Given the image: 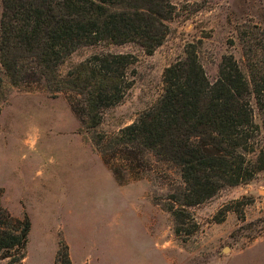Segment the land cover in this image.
Here are the masks:
<instances>
[{"label":"rangeland","instance_id":"obj_1","mask_svg":"<svg viewBox=\"0 0 264 264\" xmlns=\"http://www.w3.org/2000/svg\"><path fill=\"white\" fill-rule=\"evenodd\" d=\"M170 2L168 33L153 54L138 43L105 40L79 47L44 77L33 53L15 48V36L3 50L0 0L1 206L21 222L15 233L30 225L15 260L57 264L58 252L67 250L72 264H264V171L189 205L180 170L156 155L148 153L146 172L125 183L105 163L121 131L162 96L166 68L185 60L189 50L212 83L230 54L249 77L243 42L245 33L264 34V0ZM103 54L135 58L120 87L129 88L114 105L86 107L85 123L73 102L81 110L121 81L93 75V58ZM252 104L264 147L262 116Z\"/></svg>","mask_w":264,"mask_h":264},{"label":"trees","instance_id":"obj_2","mask_svg":"<svg viewBox=\"0 0 264 264\" xmlns=\"http://www.w3.org/2000/svg\"><path fill=\"white\" fill-rule=\"evenodd\" d=\"M2 3L3 50L9 49L8 43L15 36V48L33 53L37 71L44 77L52 76L59 61L79 47L105 40L118 45L138 43L148 55L153 54L167 36L165 21L172 10L170 0ZM107 6L126 8L109 13ZM245 35L248 39L243 42V56L249 77L232 54L223 56L214 83L208 79L195 50H189L185 60L166 68L162 96L121 131L111 154L105 156V163L119 182L140 178L147 170L144 166L149 165L147 154H153L159 162L180 170L185 197L189 205H195L226 187L247 184L264 171V147L259 139L262 128L255 121L252 104L255 100L264 130V34L261 38L249 32ZM21 43L26 47H20ZM135 61L132 55L103 54L93 58V75L113 83L121 81L98 92V101H90L89 106L82 104L81 110L73 102L83 122L86 123V107L95 109L102 102L104 106L120 102L129 88H120L122 79ZM93 118L95 125L98 122ZM15 223L21 222H15L2 208L0 196V261L11 258V264H22V259L13 257L24 250L30 225L26 223L15 233ZM57 264H72L67 250L58 252Z\"/></svg>","mask_w":264,"mask_h":264}]
</instances>
